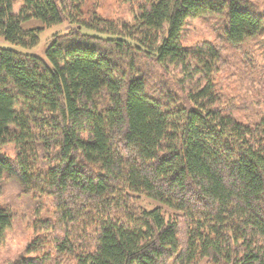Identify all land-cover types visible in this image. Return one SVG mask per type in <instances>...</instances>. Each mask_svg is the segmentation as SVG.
Here are the masks:
<instances>
[{"label":"trees","instance_id":"1","mask_svg":"<svg viewBox=\"0 0 264 264\" xmlns=\"http://www.w3.org/2000/svg\"><path fill=\"white\" fill-rule=\"evenodd\" d=\"M87 1L0 0L12 46L64 22L82 38L45 61L0 49V183L18 186L34 232L12 264H264V65L240 109L216 82L221 48L184 44L190 21L217 18L240 58L262 18L240 0H130L117 25ZM144 59L179 75L182 99L148 91ZM12 225L0 207V246Z\"/></svg>","mask_w":264,"mask_h":264},{"label":"rangeland","instance_id":"2","mask_svg":"<svg viewBox=\"0 0 264 264\" xmlns=\"http://www.w3.org/2000/svg\"><path fill=\"white\" fill-rule=\"evenodd\" d=\"M240 2L247 4L258 17L262 18L264 30V0H240ZM18 8L19 4L14 6L15 12ZM85 12L117 25L131 24L135 14V6L130 0H88ZM220 25L221 20L217 18L190 21L185 29L184 44L185 46H194L209 42L221 48L225 69L234 66V69L231 68L234 73L229 72L227 69H222V72L216 78L217 85L222 91L227 93L230 101L234 100L236 106L240 109L244 107L245 110L244 104H247L246 101L252 95L258 81L257 68L264 65V53L261 48L264 46V31L256 42L250 43L249 48L244 49L245 51L238 58V52L225 48L218 41L217 36L220 33ZM23 28L27 30L43 28V26L37 21H31L25 23ZM75 31H77L75 27H70L68 23L64 22L49 28H43L39 34L36 46L31 49L12 46L3 39H0V49H11L19 53L36 56L45 61V50L51 43L56 41L61 45H68L73 42H79L82 38H76L78 39L77 41L71 38ZM83 34L91 33L84 32ZM235 56H237V59L234 64V59L232 58ZM137 63L141 71L147 73L148 91L155 93L156 96L159 95V92H163L182 99L183 96L180 90L186 89L187 86L180 83V77L176 72L169 71V73L165 74L154 62L148 59L137 61ZM238 97L244 103L238 102ZM7 155L15 158V153L11 147L7 149ZM19 192V188L14 182L5 180L0 183V207L9 208L13 213L12 228L6 234L4 243L0 246V264H12L23 256L26 245L34 238L30 213L27 211L28 207H26L27 202L22 197L18 198ZM139 203L146 210L158 208L156 203L146 199H141Z\"/></svg>","mask_w":264,"mask_h":264}]
</instances>
